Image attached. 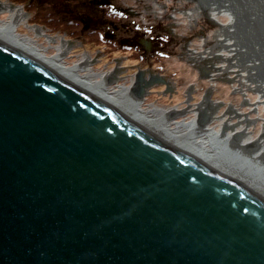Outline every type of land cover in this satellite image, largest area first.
<instances>
[{
  "label": "water",
  "instance_id": "95a60500",
  "mask_svg": "<svg viewBox=\"0 0 264 264\" xmlns=\"http://www.w3.org/2000/svg\"><path fill=\"white\" fill-rule=\"evenodd\" d=\"M202 1L118 0L142 29L112 37L207 70L210 119L237 85L263 127L264 0ZM0 264H264V197L0 39Z\"/></svg>",
  "mask_w": 264,
  "mask_h": 264
},
{
  "label": "bare ground",
  "instance_id": "6f19581e",
  "mask_svg": "<svg viewBox=\"0 0 264 264\" xmlns=\"http://www.w3.org/2000/svg\"><path fill=\"white\" fill-rule=\"evenodd\" d=\"M4 14L7 15L6 20L5 16L0 19L1 40L42 61L56 73L77 82L82 89L94 93L105 103L133 117L143 128L159 134L264 197V127L260 138L252 140L249 128L239 131L248 119L240 121L236 115L238 111L231 108L227 112L229 121L219 125L218 130L214 129L213 125L218 122V118L210 119L206 109L212 103L213 89L196 106L192 104L191 89L187 107L182 110L145 108L151 89L165 82L164 79L153 74L146 76L141 71L128 83H123L122 67L118 66L107 73H96L93 69L94 58L88 54L70 64L67 59L77 48L76 43L60 36L51 37L42 27L30 26L29 17L22 8L0 1V16ZM22 26L32 32L35 38L22 36L19 33ZM43 39L47 45L39 43ZM190 114H193L190 122L176 121Z\"/></svg>",
  "mask_w": 264,
  "mask_h": 264
},
{
  "label": "rangeland",
  "instance_id": "374dc122",
  "mask_svg": "<svg viewBox=\"0 0 264 264\" xmlns=\"http://www.w3.org/2000/svg\"><path fill=\"white\" fill-rule=\"evenodd\" d=\"M0 1L22 8L23 12L29 17V25L40 27L33 24L35 21L34 18L36 17L35 12L39 6L38 3L43 2L44 4L46 1L49 2L51 0H16L19 2L24 1V4H18L11 0ZM36 1L37 3L34 4ZM59 3H61V0H59ZM43 4L42 8L39 9L40 11L48 9L47 5L45 4L43 6ZM28 8L33 9V12H29L31 9ZM6 17L7 15L4 14L0 16V19L6 20ZM42 28L45 29L51 37L60 36L77 44V48L70 53L67 59L70 64L81 60L84 55L88 54L94 58L95 65L93 69L96 73H107L118 66L122 67L121 76L124 78V82L122 81L123 83H128L141 71H144L146 76L153 74L164 79L165 82H160L158 84L161 85L151 89V95L148 97L144 105L145 108L157 107L163 110H182L187 107V101L189 97H191L188 93L191 89H193V106L201 103L210 89H213L214 92L213 97L211 98L212 101L218 92L217 83L208 82V71L189 63L188 56L146 50H141L142 53H140V51L136 49L128 47L124 48V45L128 46V42L111 44L101 35H99L100 39L98 38L101 42L100 44L90 43L89 40H87V42H82L81 39L77 40L75 38H69L68 35L63 32H53L45 27ZM19 33L22 34V36L28 35L35 38L34 34L32 32L30 33L25 26H22L19 29ZM110 34L112 35L111 32ZM105 42L108 43L106 44ZM39 43L47 45L45 39L39 40ZM51 53H53V51ZM221 89L224 109L231 107L235 108L238 112H251V96L239 99L241 91L237 85H221ZM230 109H228L227 112ZM256 114H262V111L247 113V117H256ZM191 119H193V114L187 115L185 118H178L176 121L190 122ZM228 121L229 118L227 116L220 117L218 118V122L213 125V128L218 130L220 128L219 125ZM235 122L237 121H234V123ZM263 122L264 114L258 116V123ZM252 123H256V119H252ZM244 127L245 125H242V127L239 128V131L243 130ZM263 127H259L258 129L256 125L249 127L252 140L255 141L260 138L263 132Z\"/></svg>",
  "mask_w": 264,
  "mask_h": 264
},
{
  "label": "trees",
  "instance_id": "16d2710c",
  "mask_svg": "<svg viewBox=\"0 0 264 264\" xmlns=\"http://www.w3.org/2000/svg\"><path fill=\"white\" fill-rule=\"evenodd\" d=\"M11 1L18 4L25 3L24 1ZM117 1L61 0V3H59V0H51L46 1L44 4L40 2L35 12L36 17L33 24L45 27L53 32H63L69 38L81 39L82 42L89 40L90 43L100 44L98 38L101 35L111 44H117L115 37L111 36L125 34L124 29L131 36L134 33L133 25L137 24L135 17L124 9L121 2L118 3ZM42 4L43 6L46 4L48 9L40 11ZM29 12H33V9ZM135 27L138 29L140 26ZM111 31H113L112 35L110 34ZM125 47L128 46L124 45ZM135 49L139 50V47ZM139 51L142 53L141 50ZM142 59L144 60L143 57Z\"/></svg>",
  "mask_w": 264,
  "mask_h": 264
},
{
  "label": "flooded vegetation",
  "instance_id": "af4514ba",
  "mask_svg": "<svg viewBox=\"0 0 264 264\" xmlns=\"http://www.w3.org/2000/svg\"><path fill=\"white\" fill-rule=\"evenodd\" d=\"M180 1L183 2V0H180ZM193 1H194V2L200 1L199 3H196L197 6H196V4H195V7H194V8L199 7V8H201V9L203 10V5H206L205 1H202V0H193ZM127 4H128V3H127ZM127 4H126V6H124V9H126V11H127L130 15L134 16L135 19H136V21L138 22V20H137V15H136L135 13H132V12L129 10V7H127ZM206 6H208V4H207ZM218 6H219V5H217V7H218ZM125 7H126V8H125ZM203 12H204V15H205V10H203ZM202 14H203V13H202ZM153 29H154V28H153Z\"/></svg>",
  "mask_w": 264,
  "mask_h": 264
}]
</instances>
